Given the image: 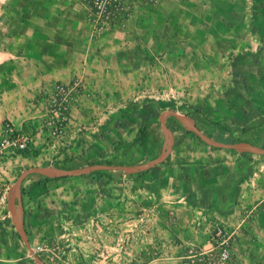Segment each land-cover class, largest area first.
I'll return each instance as SVG.
<instances>
[{"label": "crops", "instance_id": "0c3cea01", "mask_svg": "<svg viewBox=\"0 0 264 264\" xmlns=\"http://www.w3.org/2000/svg\"><path fill=\"white\" fill-rule=\"evenodd\" d=\"M70 3L0 0V131L4 121L18 130L28 127L46 159L59 167L82 168L130 159L134 165L147 163L151 157L139 152V131L150 132L152 151L155 140L163 149L164 131L158 137L151 131L159 126V101L165 97L184 95L185 115L203 133L207 126L224 142L252 127L264 128V0H201L193 15L200 18L207 46L197 48L186 40L184 51L167 52L177 64L170 71H178L168 81L159 49L146 56L143 44L136 42L133 51L124 40L133 39L130 33H122L123 47H111L110 35L98 43L81 31L83 20L69 13ZM76 78L90 95L72 106L67 139L60 144L49 136L46 122L52 115L41 108L38 94ZM178 133L183 131H174L175 141ZM259 142L264 145V135ZM74 179L83 185L94 181ZM95 183L109 190L144 185L151 197L175 200L178 216H196L200 222L192 220L186 232L199 224L204 242L218 224L234 231L231 264H264V156L211 150L185 139L174 144L165 162L143 175L108 172ZM28 188L27 201L33 204L46 186ZM24 223L26 229L28 220Z\"/></svg>", "mask_w": 264, "mask_h": 264}, {"label": "rangeland", "instance_id": "374dc122", "mask_svg": "<svg viewBox=\"0 0 264 264\" xmlns=\"http://www.w3.org/2000/svg\"><path fill=\"white\" fill-rule=\"evenodd\" d=\"M62 1L72 3L68 5L67 10L76 18L83 20L80 25L81 31L88 32L98 43L99 41L102 43V38L110 35L114 39L115 44L111 46L114 48L123 47L122 43L125 40L130 42L133 51L137 48L136 42L139 47L143 44L146 56L149 50L159 49L164 69L162 74L166 81L178 73L170 71L177 64H174V57L166 55L167 52L184 51L186 40L189 45L197 48L207 46V42L202 40L204 33L200 31V18L193 15L196 9L200 10L201 0ZM214 29L216 31L215 26ZM122 33H130L133 39H120ZM136 33L140 36L137 37ZM213 34L220 35L218 32ZM180 58L184 60L189 56ZM165 98L167 99L159 101L161 115L159 126H155L151 133L157 132L158 137L162 133L161 130L164 131V112L170 108L196 125L185 115L187 100L184 95L176 96V100ZM7 125L14 131L30 134L31 142L25 150H0V264H37L31 251L38 246L43 249L38 255L46 264L196 263L197 253L207 244V241L203 240L206 234L201 231L199 224H196L193 231L186 232L190 223L198 220L196 216H178L175 200L162 195L159 198L151 197V194L146 193L149 191L148 188H143L144 185L138 188L125 185L126 188L122 190L105 189L104 186L95 183L98 177L103 176L98 174L83 176L85 180H94L92 184L87 182L85 185L73 183L78 181L74 177L55 180L32 175L24 181L27 186L23 189L24 195L22 191L18 195L17 205L20 216L24 221L28 220L26 232L31 247L28 248L18 236L8 211L7 198L10 187L24 170L31 167L51 166L66 169L75 167L70 165L59 167L58 163L46 159L44 151L35 146V134L31 133L28 127L18 130L10 121H4L1 126L5 128ZM178 126L172 119L173 130H181L183 134L176 135L171 152L175 143L185 139H193L202 147L215 149L184 128L179 129ZM157 127L161 129L156 130ZM202 127L204 134L212 133L209 127ZM4 128L0 131V141L6 137ZM255 130L256 128L252 127L249 132L253 133L244 134L241 131L232 137L241 140L240 142L254 144ZM260 131L261 139L264 128ZM259 140L255 145L263 147ZM157 141L154 142L156 150L150 154L151 158L146 162L161 153L162 147L160 143H156ZM50 182H63L64 186L48 187L46 183ZM36 185H45L46 188L31 204L27 201L30 191L28 187ZM187 234L189 236L191 234L189 241L186 240Z\"/></svg>", "mask_w": 264, "mask_h": 264}, {"label": "water", "instance_id": "95a60500", "mask_svg": "<svg viewBox=\"0 0 264 264\" xmlns=\"http://www.w3.org/2000/svg\"><path fill=\"white\" fill-rule=\"evenodd\" d=\"M172 119L182 128L188 132L196 135L205 144L215 149L224 150L226 152L235 153L239 155H255L264 156V147L258 146L248 142L239 143H225L218 141L210 136L204 134L196 125L190 123V121L178 113L173 108L167 109L164 112V146L161 153L144 164L138 165H126L122 163H104V164H92L82 168L66 169L57 168L51 166H35L24 170L20 176L16 179L15 183L10 187L8 191V211L12 218L14 227L18 233V236L23 241V243L30 247V242L28 240L27 232L25 229V223L23 218L18 212V195L21 193V188L24 181L32 176L38 175L49 179H65L73 177H82L95 174L98 172H123L129 175L138 174L146 172L153 169L154 167L165 162L171 153L172 143L174 141V130L172 128ZM34 261L37 264H46L42 258L31 251Z\"/></svg>", "mask_w": 264, "mask_h": 264}, {"label": "built area", "instance_id": "2783aa9c", "mask_svg": "<svg viewBox=\"0 0 264 264\" xmlns=\"http://www.w3.org/2000/svg\"><path fill=\"white\" fill-rule=\"evenodd\" d=\"M83 95H90L84 83L76 78L72 82L56 83L43 89L38 94L41 108L49 113L51 118L46 122L49 136L57 143H64L72 122L71 108L78 104ZM6 137L0 141V150H25L31 142L28 133L14 131L7 125L4 128ZM236 233L228 227L218 224L207 242L197 253L195 264H231L236 244ZM41 247H36L34 253L40 254Z\"/></svg>", "mask_w": 264, "mask_h": 264}, {"label": "trees", "instance_id": "16d2710c", "mask_svg": "<svg viewBox=\"0 0 264 264\" xmlns=\"http://www.w3.org/2000/svg\"><path fill=\"white\" fill-rule=\"evenodd\" d=\"M178 128H179V129H183V128L180 127V126H178ZM183 130H184V129H183ZM249 130H250V129L244 130L243 133L246 134V133L249 132ZM188 133H189V132H188ZM259 133H260L259 130L256 129V130H255V135H256L255 138H256V140H255L254 144H256V143H257V140L260 139V135H261V134H259ZM191 134H192V133H191ZM207 135L210 136L211 138H214V139L218 140V141L224 142V139H222L220 136H219V137H215V136H213V135H211V134H207ZM195 137H197V136H195ZM151 138H152V137H151V134H150V132L148 131L147 128H143V129H141V130L139 131L138 146H139V152L142 153L143 155H146V154H152V153L154 152V151H152V148L150 149V143H151V141H152ZM197 138H198V137H197ZM240 141H241V140H235V139L232 137V138L229 139V141H225V142H227V143H238V142H240ZM263 147H264V145H263ZM242 156H251V155H242ZM124 164H126V165H134L135 163H134V160L130 159L129 162L124 163ZM147 172H149V170L146 171V172L138 173V174H136V175H143V174H145V173H147ZM95 174H98V175H106V174H108V172H98V173H95ZM55 180H59V179H55ZM22 194L24 195L23 190H22Z\"/></svg>", "mask_w": 264, "mask_h": 264}]
</instances>
